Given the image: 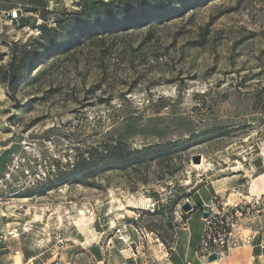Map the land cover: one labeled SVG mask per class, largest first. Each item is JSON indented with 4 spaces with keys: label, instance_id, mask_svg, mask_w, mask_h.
Segmentation results:
<instances>
[{
    "label": "rangeland",
    "instance_id": "1",
    "mask_svg": "<svg viewBox=\"0 0 264 264\" xmlns=\"http://www.w3.org/2000/svg\"><path fill=\"white\" fill-rule=\"evenodd\" d=\"M90 1L0 0V65ZM173 9L59 50L13 93L0 83V264H167L212 189L243 207L237 227L255 236L238 264H264V0ZM108 141L173 146L83 183L55 181ZM234 252L213 264H237Z\"/></svg>",
    "mask_w": 264,
    "mask_h": 264
},
{
    "label": "trees",
    "instance_id": "2",
    "mask_svg": "<svg viewBox=\"0 0 264 264\" xmlns=\"http://www.w3.org/2000/svg\"><path fill=\"white\" fill-rule=\"evenodd\" d=\"M205 0H93L83 3L78 11L62 16L54 26L40 27V35L31 46L19 55H12L7 67L0 65V83L13 93L17 85L25 80L30 70L41 64L47 57L59 50L81 44L84 40H92L99 32L125 31L150 24L154 26L158 19L169 14L161 12L164 6L173 7L171 13L190 9ZM20 19V13L17 12ZM24 20L22 19V22ZM173 144L148 145L140 149H127L122 142H102L97 147L80 152L70 168L55 173L57 182L83 183L93 173L108 169H125L131 164H139L145 159H156L166 156ZM86 155H85V154ZM53 188L51 185L49 188ZM201 202L197 199L196 205Z\"/></svg>",
    "mask_w": 264,
    "mask_h": 264
},
{
    "label": "built area",
    "instance_id": "3",
    "mask_svg": "<svg viewBox=\"0 0 264 264\" xmlns=\"http://www.w3.org/2000/svg\"><path fill=\"white\" fill-rule=\"evenodd\" d=\"M255 204H258V201H255ZM199 209L203 227L196 256L201 264H207V257L212 253L219 259L253 240L250 232L243 234L237 227L243 217L242 206L229 205L220 201L217 195H213L208 201L202 202ZM203 212H206V217L202 216Z\"/></svg>",
    "mask_w": 264,
    "mask_h": 264
},
{
    "label": "crops",
    "instance_id": "4",
    "mask_svg": "<svg viewBox=\"0 0 264 264\" xmlns=\"http://www.w3.org/2000/svg\"><path fill=\"white\" fill-rule=\"evenodd\" d=\"M255 185V183H253ZM205 188V187H204ZM206 189V188H205ZM203 192V191H201ZM217 191L212 189L210 191V195L207 199L212 197L213 195H217ZM218 196V195H217ZM200 199V202H205L201 195H198ZM247 197V196H245ZM198 210H195L193 213H191L188 217H186L185 222L182 224V226L177 230L176 232V238H175V245L173 247H170L167 264H201L200 260L196 256V250L198 243L201 238L202 233V227L201 222L197 221L196 225L192 224L191 218L194 216V214L198 213ZM243 234H246L242 231ZM254 235L253 240L250 242L252 243L254 241ZM249 244V243H248ZM247 244H242L238 248H236L234 253L232 255V259L239 263L241 261L243 253H245L244 249H240L242 246H245ZM231 257V256H230ZM254 258H257V256L251 257V262ZM208 264H213V262H210Z\"/></svg>",
    "mask_w": 264,
    "mask_h": 264
},
{
    "label": "water",
    "instance_id": "5",
    "mask_svg": "<svg viewBox=\"0 0 264 264\" xmlns=\"http://www.w3.org/2000/svg\"><path fill=\"white\" fill-rule=\"evenodd\" d=\"M194 163H198L199 162V156L197 155L196 158L193 159ZM182 209L183 211L185 212H188V211H191L193 210V207L192 205L187 201L185 203H183L182 205ZM202 216L203 217H206V212H203L202 213ZM217 259L216 255L214 253L210 254L208 257H207V262L210 263V262H213Z\"/></svg>",
    "mask_w": 264,
    "mask_h": 264
},
{
    "label": "bare ground",
    "instance_id": "6",
    "mask_svg": "<svg viewBox=\"0 0 264 264\" xmlns=\"http://www.w3.org/2000/svg\"><path fill=\"white\" fill-rule=\"evenodd\" d=\"M202 163H203V161L201 162V164L198 167L202 166Z\"/></svg>",
    "mask_w": 264,
    "mask_h": 264
}]
</instances>
